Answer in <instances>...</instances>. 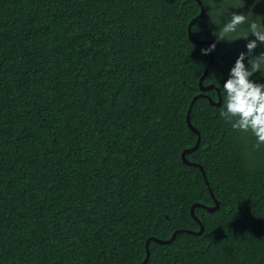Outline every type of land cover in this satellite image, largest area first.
Wrapping results in <instances>:
<instances>
[{"label": "trees", "instance_id": "obj_1", "mask_svg": "<svg viewBox=\"0 0 264 264\" xmlns=\"http://www.w3.org/2000/svg\"><path fill=\"white\" fill-rule=\"evenodd\" d=\"M239 0H221L224 9ZM207 4L208 0H202ZM264 16V0L243 11ZM241 11V9H230ZM198 0H0V264H264V147L202 92L245 41ZM223 19V18H221ZM205 8L192 36L214 41ZM251 38V37H250ZM254 80L264 77L254 73ZM222 82V79H221ZM219 100L216 86L204 91ZM200 131L198 147L192 148ZM209 184H207V181Z\"/></svg>", "mask_w": 264, "mask_h": 264}, {"label": "clouds", "instance_id": "obj_2", "mask_svg": "<svg viewBox=\"0 0 264 264\" xmlns=\"http://www.w3.org/2000/svg\"><path fill=\"white\" fill-rule=\"evenodd\" d=\"M220 2L208 0L207 4L202 3L208 11L217 13L218 22L214 24L216 39L201 48V53L210 54L220 41L233 42L238 38L245 41L243 50L238 52L228 68L226 78L216 79L215 86L222 105L219 117L233 130L250 132L254 137L253 149H259L264 147V82L252 77L254 73L264 77V16L254 15L251 7L243 11L245 0L224 9L217 8ZM260 2L254 0V4Z\"/></svg>", "mask_w": 264, "mask_h": 264}, {"label": "water", "instance_id": "obj_3", "mask_svg": "<svg viewBox=\"0 0 264 264\" xmlns=\"http://www.w3.org/2000/svg\"><path fill=\"white\" fill-rule=\"evenodd\" d=\"M198 2H199V4L201 5V12H200V14H199L198 16H196V17L190 22V24H189V27H188L189 37H190V39H191L192 41H194V42H200V43H212V41H200V40H196V39L192 36V33H191V26H192V24H193L194 22H196L198 18L202 17V16L204 15V12H205V7L202 5V0H198ZM213 55H214V51H212V59H213ZM207 71H208V68L205 70L204 74L202 75V77H201V79H200V88H201L202 92L194 97V99L192 100V104H191V106L193 105V102H194L198 97H200V96H207V97L209 98V100L211 101V103L214 104V105H221V103H220V98H219V100L216 102V101H213V99L210 98L208 95L204 94V91H206V90H208V89H212V88L215 87L214 84H210V85H207V86H204V85H203V79L205 78V75H206ZM191 106H190V108H189V111H188V114H187L186 119H187L188 126H189L193 131H195V132L198 134V139H197L196 144H195L192 148H190V149H186V150L182 153V158H183L184 162L187 163V164L199 166V167L202 169L203 174H204V176H205V178H206V174H205V172H204V169H203L202 165H200V164H198V163H195V162H193V161H190V160H188L187 157H186V153L189 152V151H192V150L196 149V148L198 147L199 143H200V140H201V138H200V131H199V130H198V129L192 124V121H191V118H190V110H191ZM206 181H207V184H209L208 180H206ZM209 189H210V192H211V194H212V196H213V198H214L215 205H214V206H207V205H204V204L195 203V204H193L192 207H191V214H192V216L195 218V220L200 224V230H199V231H193V230H190V229H178V230L174 231V233L172 234L171 238H169V239H165V240H164V239H158V238H156V237H154V236H151L150 238H148V240H147V242H146L147 255H146V258L144 259V261L142 262V264H146L147 261H148V259H149V256H150V250H149V246H148V245H149L150 240H155V241H157V242L166 243V242H170L171 240H173L178 232L186 231V232H189V233H196V234H198V233H201V232L204 230V225L202 224V222H201V220L199 219V217L195 214V207H197V206H202V207H204V208H206V209H208V210H210V211H214V210H216L217 208H219V206H220V202H219V200L214 196V194H213V192H212V190H211L210 187H209Z\"/></svg>", "mask_w": 264, "mask_h": 264}]
</instances>
